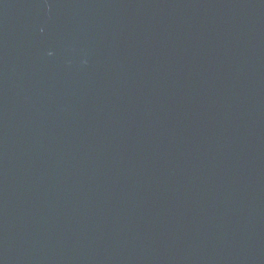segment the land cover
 <instances>
[{
	"label": "water",
	"instance_id": "water-1",
	"mask_svg": "<svg viewBox=\"0 0 264 264\" xmlns=\"http://www.w3.org/2000/svg\"><path fill=\"white\" fill-rule=\"evenodd\" d=\"M0 264H264V0H0Z\"/></svg>",
	"mask_w": 264,
	"mask_h": 264
}]
</instances>
